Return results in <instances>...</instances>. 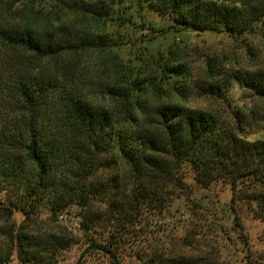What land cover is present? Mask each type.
I'll use <instances>...</instances> for the list:
<instances>
[{
	"label": "trees",
	"instance_id": "1",
	"mask_svg": "<svg viewBox=\"0 0 264 264\" xmlns=\"http://www.w3.org/2000/svg\"><path fill=\"white\" fill-rule=\"evenodd\" d=\"M132 2L168 19L179 33H224L246 44L264 35V0ZM125 9L106 0H0L6 54L0 68L9 77L0 90L10 91L0 96V192L14 191L7 213L18 208L31 219L44 205L54 215L70 214L72 205L86 208L100 196L113 219L144 203L164 211L169 197L190 195L186 179L192 176L204 187L227 182L230 212L239 215L243 204L264 220V140L249 139L260 119L229 94L236 83L264 105V66L248 70L209 56L196 80L172 43L166 54L159 51L164 62L155 71L133 53V42L101 25L139 27ZM93 52L103 66L85 79V56ZM154 72L159 80L150 79ZM188 93L212 97L220 107L190 106ZM74 238L20 230L17 246L31 260ZM89 247L120 264L110 242L91 238ZM157 256L137 264H168Z\"/></svg>",
	"mask_w": 264,
	"mask_h": 264
},
{
	"label": "rangeland",
	"instance_id": "2",
	"mask_svg": "<svg viewBox=\"0 0 264 264\" xmlns=\"http://www.w3.org/2000/svg\"><path fill=\"white\" fill-rule=\"evenodd\" d=\"M106 1L109 7H126V15L133 16L140 24L135 29L123 25L119 30L108 21L102 20L101 25L112 37L116 38L119 33L126 43L133 42V53L146 60L155 71L164 62L158 58L159 51L166 54L172 43H175L173 48L177 49L179 58L189 65L196 80L202 77L209 56L222 58L248 70L264 66L262 34H255L246 44L224 33H179L175 28L168 27V19L136 8L132 0ZM5 55L0 46V64ZM123 55L129 58L126 48ZM84 61L85 79L92 80L103 66L102 56L97 52L89 53ZM159 78L160 75L154 72L150 79ZM1 83L3 89L9 85V77L2 68ZM3 89L0 96L8 95L10 91ZM229 94L235 104L245 107L253 117L258 115L260 119L249 139L264 140V105L236 83L231 86ZM188 95L186 101L190 106L210 110L220 107V102L212 97L197 93ZM186 181L191 189L190 195L169 197L170 207L164 211L144 203L136 205L129 216L115 219L108 213V204L102 201V196L86 208L77 203L72 205L70 214H65L63 210L54 215L51 208L42 205L31 219L18 208H13L10 216L5 209L9 204L6 200L14 196V191L3 190L0 192V264H116L111 255L89 247L91 238L110 242L120 264H137L151 254L158 255L161 261L168 264H264V220L257 218L243 204L239 205V215L234 216L230 212L232 188L227 182L219 181L204 187L192 176H188ZM45 202L48 206V201ZM199 202L202 206L198 210L195 206ZM20 230L37 235L58 232L75 238L66 248L55 250L49 247L48 251L39 252L31 260H26L25 252L19 251L17 246Z\"/></svg>",
	"mask_w": 264,
	"mask_h": 264
}]
</instances>
